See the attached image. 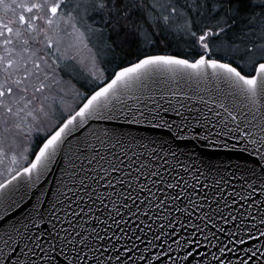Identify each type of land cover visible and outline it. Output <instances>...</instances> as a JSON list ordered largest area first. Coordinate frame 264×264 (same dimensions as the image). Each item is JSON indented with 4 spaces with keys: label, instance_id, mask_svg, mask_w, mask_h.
Returning a JSON list of instances; mask_svg holds the SVG:
<instances>
[{
    "label": "snow or ice",
    "instance_id": "6c2138e0",
    "mask_svg": "<svg viewBox=\"0 0 264 264\" xmlns=\"http://www.w3.org/2000/svg\"><path fill=\"white\" fill-rule=\"evenodd\" d=\"M0 6V264H264V0Z\"/></svg>",
    "mask_w": 264,
    "mask_h": 264
},
{
    "label": "rangeland",
    "instance_id": "374dc122",
    "mask_svg": "<svg viewBox=\"0 0 264 264\" xmlns=\"http://www.w3.org/2000/svg\"><path fill=\"white\" fill-rule=\"evenodd\" d=\"M5 15H11L9 13H6L4 11V13L2 14L0 12V17H4ZM13 18L14 15L12 14ZM69 31H71L69 29ZM0 40H3L2 37H0ZM1 45V43H0ZM66 55L70 56V57H75L76 61H77V67L80 68V72H74L70 75H66L64 77L66 83V89L69 92L68 97H66L65 101H64V107L67 110H71L72 108H75L79 103H81V101L83 100V94L86 91V89L82 88L81 85L84 83V77L87 76L88 74V70H89V66H90V61H91V56L93 55V53H90L88 51L87 48H84L82 45L77 44L72 36H68L66 37ZM89 47H91L89 45ZM0 53H3V46H0ZM109 71H110V67ZM99 74V73H98ZM100 79L101 81L104 80V76L100 75ZM77 81L79 83V85L74 82ZM91 87V84H90ZM75 90H79L81 95L80 96H75L73 94V92ZM2 158V157H0ZM22 163V161H21ZM18 165H12L9 163V161L7 159H4V162L2 165H0V172H2L4 170L5 167L7 168H13V167H17ZM3 177L0 176V179H2Z\"/></svg>",
    "mask_w": 264,
    "mask_h": 264
},
{
    "label": "water",
    "instance_id": "95a60500",
    "mask_svg": "<svg viewBox=\"0 0 264 264\" xmlns=\"http://www.w3.org/2000/svg\"><path fill=\"white\" fill-rule=\"evenodd\" d=\"M163 55V54H161ZM181 86H183V83L181 82ZM126 99V98H125ZM128 103H132L131 100L128 101ZM125 130H131L136 134H142V135H155L156 133L152 132L149 128L144 126H137V125H124L123 126ZM230 143H234V141H230ZM202 154L205 155V159H210L216 162H222L225 165H227L230 162H234L237 159H240L241 156H246V153H242L238 151L236 148L231 147H223L219 144L216 146H209L205 144L202 148L198 149Z\"/></svg>",
    "mask_w": 264,
    "mask_h": 264
},
{
    "label": "trees",
    "instance_id": "16d2710c",
    "mask_svg": "<svg viewBox=\"0 0 264 264\" xmlns=\"http://www.w3.org/2000/svg\"><path fill=\"white\" fill-rule=\"evenodd\" d=\"M9 2H11V0H9ZM4 11L5 10L3 6H0V12L3 14ZM8 13L12 15L11 12H8ZM169 41L170 43L161 41L158 47L154 49H149V51H151L153 54H174V53L181 52L184 50V46L181 43H179L177 39H173L172 37H169ZM0 43H1L0 46H3V40H0ZM134 59H135L134 55H131L128 52H121V53H118L117 63L124 62V61H131ZM108 67L111 68L112 65H109ZM74 82H76L79 85L77 81H74Z\"/></svg>",
    "mask_w": 264,
    "mask_h": 264
}]
</instances>
